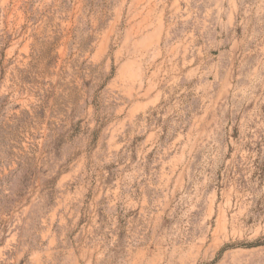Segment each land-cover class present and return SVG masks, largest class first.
I'll use <instances>...</instances> for the list:
<instances>
[{
	"label": "rangeland",
	"instance_id": "374dc122",
	"mask_svg": "<svg viewBox=\"0 0 264 264\" xmlns=\"http://www.w3.org/2000/svg\"><path fill=\"white\" fill-rule=\"evenodd\" d=\"M0 264H264V0H0Z\"/></svg>",
	"mask_w": 264,
	"mask_h": 264
}]
</instances>
